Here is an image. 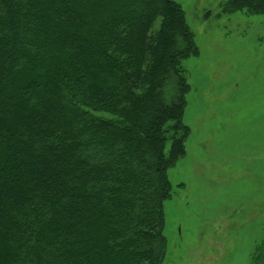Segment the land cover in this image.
Instances as JSON below:
<instances>
[{
	"label": "trees",
	"instance_id": "obj_1",
	"mask_svg": "<svg viewBox=\"0 0 264 264\" xmlns=\"http://www.w3.org/2000/svg\"><path fill=\"white\" fill-rule=\"evenodd\" d=\"M197 54L175 0H0V264L162 263Z\"/></svg>",
	"mask_w": 264,
	"mask_h": 264
},
{
	"label": "rangeland",
	"instance_id": "obj_2",
	"mask_svg": "<svg viewBox=\"0 0 264 264\" xmlns=\"http://www.w3.org/2000/svg\"><path fill=\"white\" fill-rule=\"evenodd\" d=\"M175 1L198 54L181 65L189 134L167 173L161 264H254L264 255V10Z\"/></svg>",
	"mask_w": 264,
	"mask_h": 264
}]
</instances>
